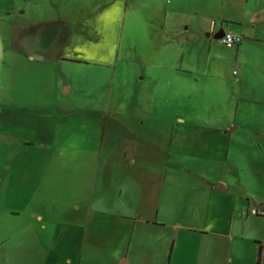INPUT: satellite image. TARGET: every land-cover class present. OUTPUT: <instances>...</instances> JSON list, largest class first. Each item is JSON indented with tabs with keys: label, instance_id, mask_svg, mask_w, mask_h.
Wrapping results in <instances>:
<instances>
[{
	"label": "rangeland",
	"instance_id": "1",
	"mask_svg": "<svg viewBox=\"0 0 264 264\" xmlns=\"http://www.w3.org/2000/svg\"><path fill=\"white\" fill-rule=\"evenodd\" d=\"M244 8L264 0H0V176L12 178L0 198L44 201L49 218L84 227V245L117 251L131 236L168 246L173 224L214 217L216 201L194 191L188 170L264 169V141H233L211 159L184 136L230 116L220 106L235 49L204 31ZM14 38L48 54L24 56Z\"/></svg>",
	"mask_w": 264,
	"mask_h": 264
},
{
	"label": "crops",
	"instance_id": "2",
	"mask_svg": "<svg viewBox=\"0 0 264 264\" xmlns=\"http://www.w3.org/2000/svg\"><path fill=\"white\" fill-rule=\"evenodd\" d=\"M245 10L238 12L240 16L223 17L224 24L218 27L215 21L205 27L209 38H215L214 34L221 29L242 37L241 43L231 48L235 49L228 61L233 69L232 88L227 92L230 95L227 101L220 106L229 110L230 116L188 124L184 133L188 139L191 133V142L198 143L205 158L222 157L233 141H264V18L261 17L264 8L248 15ZM18 41L19 38H14L12 46L24 56L41 58L48 54L45 48V52L26 48L31 44L30 38ZM3 52L0 42V60ZM220 70L206 69L202 77L211 74V78L225 79ZM244 112L251 116V121L241 119ZM174 131L170 130L169 141L174 139ZM230 170L235 175L226 177L220 169L188 170L199 180L194 191L204 196L205 202L216 201L218 212L214 217L204 216L203 221L202 215L207 211L187 219L198 226L173 224L172 229L178 232L163 247L133 245L132 236L118 251L111 247H89L84 245V227L72 219H59L56 207L52 211L59 216L49 218L45 210L48 204L44 201L34 203L30 199L4 196L0 198V264H259L264 261V217L253 216L250 210L264 208V169ZM1 179H6L5 190L9 189L10 175L0 176ZM72 208L79 210L77 204H72ZM4 221L9 223L8 228L3 227ZM151 223L167 224L156 220ZM182 228L184 235L179 238Z\"/></svg>",
	"mask_w": 264,
	"mask_h": 264
},
{
	"label": "built area",
	"instance_id": "3",
	"mask_svg": "<svg viewBox=\"0 0 264 264\" xmlns=\"http://www.w3.org/2000/svg\"><path fill=\"white\" fill-rule=\"evenodd\" d=\"M221 42L227 48H232L241 43L242 37L240 35H235L231 32H225L224 35L220 38ZM250 214L253 216H262L264 217V208H253L250 210ZM259 264H264L260 262Z\"/></svg>",
	"mask_w": 264,
	"mask_h": 264
},
{
	"label": "water",
	"instance_id": "4",
	"mask_svg": "<svg viewBox=\"0 0 264 264\" xmlns=\"http://www.w3.org/2000/svg\"><path fill=\"white\" fill-rule=\"evenodd\" d=\"M224 33V30L221 29L214 34V37L220 39L224 35Z\"/></svg>",
	"mask_w": 264,
	"mask_h": 264
}]
</instances>
